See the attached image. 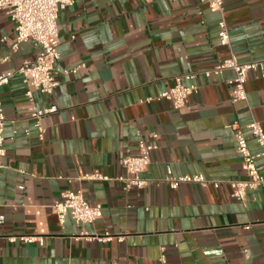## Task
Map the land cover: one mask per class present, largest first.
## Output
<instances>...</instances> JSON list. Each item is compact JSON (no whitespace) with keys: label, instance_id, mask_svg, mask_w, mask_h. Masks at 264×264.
Returning <instances> with one entry per match:
<instances>
[{"label":"crops","instance_id":"crops-1","mask_svg":"<svg viewBox=\"0 0 264 264\" xmlns=\"http://www.w3.org/2000/svg\"><path fill=\"white\" fill-rule=\"evenodd\" d=\"M223 2V14L199 0H75L61 10L56 66L80 67L57 73L51 94L31 88L38 107L57 106L41 118L43 139L18 71L41 44L29 39L14 49L15 24L0 13V56L8 57L0 74L14 72L0 86V264H157L162 250L168 264H264V187L240 201L229 185L247 178L232 124L264 122V71L248 73L247 99L237 102L232 69L203 74L231 52L241 62L264 60V0ZM222 15L230 46L219 42ZM190 72L199 87L184 107L147 101ZM140 133L158 148L144 173L148 186L126 190L116 177L125 172L122 158L137 153ZM249 148L261 151L254 139ZM94 171L108 179L82 177ZM195 173L211 182L172 188L166 180ZM76 189L101 206L95 222L59 221L53 205ZM106 232L124 238H81ZM20 235H40L44 243Z\"/></svg>","mask_w":264,"mask_h":264},{"label":"built area","instance_id":"built-area-1","mask_svg":"<svg viewBox=\"0 0 264 264\" xmlns=\"http://www.w3.org/2000/svg\"><path fill=\"white\" fill-rule=\"evenodd\" d=\"M206 2L212 10H217L223 14V0H199ZM75 0H0V13L6 12L15 24V44L16 49L20 42L29 39L36 40L41 44V51L35 60H25L19 67L18 71L23 75L25 83L28 85L26 95L30 102V114L35 119V126L38 130L40 139L44 138L45 127L41 118L48 113L55 112L57 106L38 107L33 99V90L35 88L40 92L51 94L59 81L56 78L57 73L68 74L76 72L80 66L70 68H59L56 63L59 59V30L58 18L61 10L65 9ZM218 38L223 46L231 45L230 27L222 15L218 21ZM8 57L0 56V61L7 60ZM226 69H232L234 76L229 80L232 85L231 99L234 102L247 99V91L245 83L248 79V73L252 70L264 71V60L241 62L237 55L231 52L227 57L220 60L215 66L204 70L206 76L222 74ZM13 71L0 74V86L7 84L13 75ZM197 74L190 72L175 76L174 85L168 90L160 92L157 96L147 98V101L166 100L173 108L180 109L184 107L191 94L198 90V85L194 82ZM185 80L192 81L185 84ZM6 115L3 108V102L0 96V167L3 165L2 159L6 151L4 148V127ZM264 122L253 119L246 126L238 123L232 124L236 139V149L242 155L243 168L247 173V178L241 180H233L229 182L231 187V195L244 201L249 189L264 187ZM254 139L261 147L259 153L254 154L249 148V140ZM158 148L156 142H150L145 139L141 133L137 143V153L128 154L122 158V166L125 170L124 174L116 177L123 182L126 190L131 188L143 189L149 184V178L144 175L150 162L152 152ZM262 158L260 162L258 159ZM86 179H108L98 171L87 173L82 176ZM170 187L177 188L183 182H195L205 187L211 180L202 173L183 174L166 178ZM214 186L218 187L219 182L214 181ZM53 210L58 216L61 223L65 222L69 215L76 224L93 223L102 216V208L100 205H92L85 198L83 190H66L62 193V199L55 202ZM18 238L24 242L37 241L39 244L44 243V237L40 235H20ZM81 238L98 241H110L113 239L122 240L123 235H113L108 232L104 234H88L84 233ZM10 240L14 241L17 236H10ZM157 264H168L167 256L162 250L159 255Z\"/></svg>","mask_w":264,"mask_h":264}]
</instances>
